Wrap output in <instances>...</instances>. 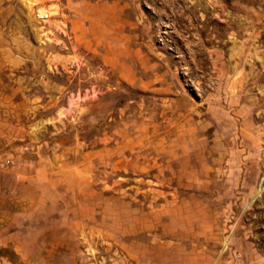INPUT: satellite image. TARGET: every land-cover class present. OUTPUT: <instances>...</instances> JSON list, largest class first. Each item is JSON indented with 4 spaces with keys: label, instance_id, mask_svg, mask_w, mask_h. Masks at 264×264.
Returning a JSON list of instances; mask_svg holds the SVG:
<instances>
[{
    "label": "rangeland",
    "instance_id": "rangeland-1",
    "mask_svg": "<svg viewBox=\"0 0 264 264\" xmlns=\"http://www.w3.org/2000/svg\"><path fill=\"white\" fill-rule=\"evenodd\" d=\"M0 264H264V0H0Z\"/></svg>",
    "mask_w": 264,
    "mask_h": 264
}]
</instances>
